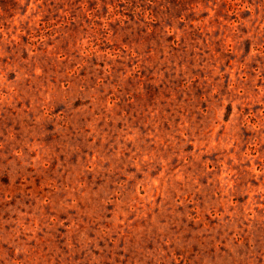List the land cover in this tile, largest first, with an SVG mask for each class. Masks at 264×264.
Here are the masks:
<instances>
[{"label": "rangeland", "instance_id": "rangeland-1", "mask_svg": "<svg viewBox=\"0 0 264 264\" xmlns=\"http://www.w3.org/2000/svg\"><path fill=\"white\" fill-rule=\"evenodd\" d=\"M0 264H264V0H0Z\"/></svg>", "mask_w": 264, "mask_h": 264}]
</instances>
